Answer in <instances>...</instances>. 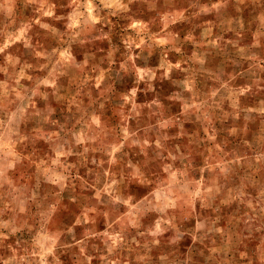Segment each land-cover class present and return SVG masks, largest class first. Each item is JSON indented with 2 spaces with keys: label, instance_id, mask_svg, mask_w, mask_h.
Returning a JSON list of instances; mask_svg holds the SVG:
<instances>
[{
  "label": "clouds",
  "instance_id": "1",
  "mask_svg": "<svg viewBox=\"0 0 264 264\" xmlns=\"http://www.w3.org/2000/svg\"><path fill=\"white\" fill-rule=\"evenodd\" d=\"M0 264H264V0H0Z\"/></svg>",
  "mask_w": 264,
  "mask_h": 264
}]
</instances>
